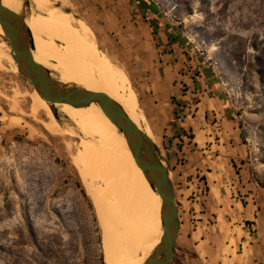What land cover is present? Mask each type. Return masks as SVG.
Returning a JSON list of instances; mask_svg holds the SVG:
<instances>
[{
	"label": "rangeland",
	"instance_id": "374dc122",
	"mask_svg": "<svg viewBox=\"0 0 264 264\" xmlns=\"http://www.w3.org/2000/svg\"><path fill=\"white\" fill-rule=\"evenodd\" d=\"M47 1L56 9L48 14L75 18L89 35L117 75V93L132 95L142 127L154 136L170 170L174 162L165 148L176 108L171 99L179 103L177 97L184 94L192 105L193 87L185 86L195 80L203 84L207 96L220 99L226 117L238 125L248 152L245 162L264 188V0H151L174 24V34L184 38L183 46L168 40L163 29L154 35L134 0ZM0 40L8 44L4 36ZM0 57H5L0 68V264H82L90 258L92 247H85L89 236L84 232L92 229V219L76 183L86 195L87 191L71 164L81 138L50 134L36 123L29 110L32 83L13 71L5 60L8 55ZM102 85L103 76L97 86ZM38 117L47 122L42 113ZM55 118L62 129L74 128L62 114ZM170 178L176 184L171 174ZM195 193L191 197L201 198L204 191L200 196ZM261 193L256 203L264 213V190ZM241 197L243 206L251 202L245 200L246 194ZM177 198L185 223L190 197ZM95 216L103 253L96 211ZM30 223L38 243L60 249V260L39 252L27 233ZM242 229H250L249 224L243 223ZM181 235L170 264H264V241L247 244L242 236L236 240H241L240 248L216 250L204 259L185 231Z\"/></svg>",
	"mask_w": 264,
	"mask_h": 264
},
{
	"label": "bare ground",
	"instance_id": "6f19581e",
	"mask_svg": "<svg viewBox=\"0 0 264 264\" xmlns=\"http://www.w3.org/2000/svg\"><path fill=\"white\" fill-rule=\"evenodd\" d=\"M29 2L30 10L25 16V23L32 35L35 62L64 84L105 93L122 107L140 130L156 142L150 131L142 127V115L138 113L132 95L129 97L117 93V75L100 57L79 22L66 14H48L56 9L47 0ZM1 3L6 10L15 13L22 11L21 0H1ZM0 36H3L1 26ZM2 55H8L5 60L9 59L13 71L19 73L10 47L4 40H0ZM4 58L0 57V68ZM0 70L2 72L3 69ZM102 76L104 85L98 88ZM30 99L31 118L47 132L58 136H68V133L81 138L80 150L71 157V164L76 168L87 195L94 203L102 230L105 264H144L160 243L161 200L134 160L124 135L95 103L86 108L54 104L57 112L67 117L74 126L62 129L48 103L35 90ZM39 112L45 115L47 122L39 120Z\"/></svg>",
	"mask_w": 264,
	"mask_h": 264
},
{
	"label": "crops",
	"instance_id": "0c3cea01",
	"mask_svg": "<svg viewBox=\"0 0 264 264\" xmlns=\"http://www.w3.org/2000/svg\"><path fill=\"white\" fill-rule=\"evenodd\" d=\"M196 82L191 80L192 85L185 86L193 87L189 90L194 97L192 105L184 94L177 97L185 106L176 125V130L182 133L175 135L171 131L168 155L174 162L170 174L177 184L173 182L176 200L182 195L190 197L186 202L185 223L179 210L178 239L185 231L201 252L199 255L209 259L213 251L243 246H239L241 240L236 243L242 236L247 244L264 241V213L257 209L256 203L264 188L253 179L250 165L245 162L248 152L238 125L226 117L218 104L220 99L207 96L203 84ZM195 87L197 91L193 93ZM198 189H203V197H191ZM243 194L245 200L251 201L245 206L241 202ZM243 223H248L250 229L243 230ZM252 259L258 262L259 257Z\"/></svg>",
	"mask_w": 264,
	"mask_h": 264
},
{
	"label": "water",
	"instance_id": "95a60500",
	"mask_svg": "<svg viewBox=\"0 0 264 264\" xmlns=\"http://www.w3.org/2000/svg\"><path fill=\"white\" fill-rule=\"evenodd\" d=\"M22 1V11L6 10L0 0V26L11 50V56L19 74L29 80L34 90L45 100L54 116L58 115L54 104H68L86 108L97 104L102 113L124 135L128 149L150 187L161 200L160 218L162 235L160 243L144 264H170L180 232L175 189L170 178V169L159 147L140 130L122 107L105 93L88 91L74 84H64L51 76V72L37 64L33 58L32 35L25 23L29 13V0Z\"/></svg>",
	"mask_w": 264,
	"mask_h": 264
},
{
	"label": "trees",
	"instance_id": "16d2710c",
	"mask_svg": "<svg viewBox=\"0 0 264 264\" xmlns=\"http://www.w3.org/2000/svg\"><path fill=\"white\" fill-rule=\"evenodd\" d=\"M137 8L141 11L143 15V19L145 20L146 23H148V26L152 33L154 35L157 34V32L160 29H163L164 32L166 33V36L168 40L172 41L173 43H176L178 45L183 46L184 45V38L181 35H175L174 31L176 27L174 24L171 22L170 19L166 18L164 15V12L161 11L158 7L157 4H155L151 0H134ZM199 76V74H198ZM197 91V88L195 87L193 90V93ZM172 104L176 106V108L173 111V121H171L172 125V130L174 131L175 135H179L182 133L181 131L176 130V120H178V115H180L182 112L185 111V106L181 105L178 102L174 101V98L171 99ZM179 137V136H177ZM170 142V141H169ZM168 142V144H169ZM167 152H169V147L165 148ZM76 185L80 189V193L83 199H85L88 203V208L91 216V230H88L85 228L84 234L89 236V238L85 239L84 245L86 248L92 247L90 250V258L82 264H104V258H103V253L101 250V236H100V230L97 226V221H96V216H95V211L94 208L89 201L84 189L81 187L80 183H76ZM59 217V215H58ZM60 218V217H59ZM61 219V218H60ZM27 233L30 238H32L33 242L35 243L37 249L39 252L47 258H56L57 260H60L62 258L61 251L60 249H53L50 246L45 247L43 242L38 243L36 240V236L33 230V227L30 223V225L27 228ZM58 246L56 241L53 243ZM95 248V249H94ZM88 251V250H87ZM62 264V263H61Z\"/></svg>",
	"mask_w": 264,
	"mask_h": 264
},
{
	"label": "built area",
	"instance_id": "2783aa9c",
	"mask_svg": "<svg viewBox=\"0 0 264 264\" xmlns=\"http://www.w3.org/2000/svg\"><path fill=\"white\" fill-rule=\"evenodd\" d=\"M197 193H195V194H197V195H202V193H203V190L202 189H198L197 191H196Z\"/></svg>",
	"mask_w": 264,
	"mask_h": 264
}]
</instances>
